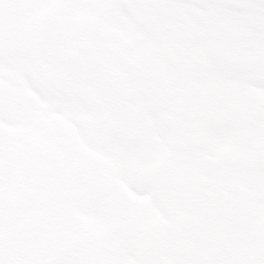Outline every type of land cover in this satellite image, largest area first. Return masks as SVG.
Masks as SVG:
<instances>
[{"label":"snow or ice","instance_id":"6c2138e0","mask_svg":"<svg viewBox=\"0 0 264 264\" xmlns=\"http://www.w3.org/2000/svg\"><path fill=\"white\" fill-rule=\"evenodd\" d=\"M26 9L119 12L123 30L144 39L128 43L95 28L44 22L35 49L17 68L21 86L34 93H18L17 112L3 86L8 61L0 54V125L26 127L43 141L19 169L23 206L55 205L73 218H94L107 238L130 248L135 264L162 258L170 264H264V230L242 223L240 242L216 249L199 243L209 233L194 224L195 217L213 228L231 223L219 181L260 191L264 156L249 166L221 149L240 137L226 99L235 100L250 84L264 86V59L249 64L228 55L225 26L239 22L232 13H250L243 23L264 40V0H0V24ZM193 9L205 14L194 27L180 33L161 27L165 13ZM170 112L179 120L169 121ZM10 151L9 132L0 127V264H13ZM139 217L158 224L142 232V246L131 243L136 236L121 223ZM25 231L22 219L16 233ZM178 241L196 242L197 250L174 246ZM16 256L21 264H90L78 245L39 260L23 250Z\"/></svg>","mask_w":264,"mask_h":264},{"label":"flooded vegetation","instance_id":"af4514ba","mask_svg":"<svg viewBox=\"0 0 264 264\" xmlns=\"http://www.w3.org/2000/svg\"><path fill=\"white\" fill-rule=\"evenodd\" d=\"M205 14L200 10H181L164 14L161 27L180 33L188 27H194ZM250 13L234 12L238 23L225 26V31L230 37L231 47L228 55L242 59L249 64L258 59H264V40H260L251 28L243 23L250 20ZM122 13L98 11H57L55 9L23 10L9 13L6 24H0V54L6 56L8 61L7 79L3 86L9 94L10 105L13 112H17L18 93L23 96H33L31 89L26 85L21 86V78L17 73L18 66L27 58L30 51L34 50L39 32L44 27V22L52 21L64 27L77 26L80 28H95L102 31L109 38L131 43L142 41V33L130 34L123 30L120 20ZM42 74H50L44 69ZM230 109L231 119L240 125L238 144L224 145L221 152L226 155L235 154L242 156L251 166L257 156H264V86L250 84L242 89L235 100L226 99ZM166 118L169 121L179 120V114L170 112ZM259 124L258 130L254 125ZM5 127L9 132L10 161L9 171L11 177L9 189L10 208L8 211L9 239L8 246L13 264H21L22 258L16 256L18 250L31 253L32 260L48 257L59 249L70 245L82 246L85 257L90 264H135L129 249L121 248L119 241L106 236V228L97 223L92 217L76 216L60 212L55 205L51 210H36L23 206L22 193L25 185L19 178V169L26 166L28 154L32 147L42 145L40 137L34 136L26 127ZM245 145L247 147H245ZM260 191L257 192L251 184L238 180L225 179L216 185L218 194L224 195L232 204L233 211L229 216L231 223H224L212 227L206 225L208 235L216 249H224L239 243V227L242 223L250 228L264 230V178L259 183ZM58 213V214H57ZM27 222V231L22 236L16 233V227L21 220ZM129 224L137 234L136 244L144 230L158 228L157 221L151 217L130 218L121 221ZM176 246V242H173ZM115 251L118 254H109ZM155 264H170L162 258Z\"/></svg>","mask_w":264,"mask_h":264}]
</instances>
